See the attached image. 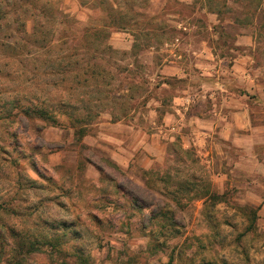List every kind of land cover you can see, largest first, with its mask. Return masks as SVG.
Wrapping results in <instances>:
<instances>
[{"label": "rangeland", "instance_id": "rangeland-1", "mask_svg": "<svg viewBox=\"0 0 264 264\" xmlns=\"http://www.w3.org/2000/svg\"><path fill=\"white\" fill-rule=\"evenodd\" d=\"M106 1L82 7L78 0H60L54 10L59 22L48 25L55 49L63 34L71 39L73 32L100 30L111 21L123 27H104L96 43L111 49L100 54L104 63L94 61L108 65L110 92L92 101L101 98L97 116L72 125L62 117L55 126L0 113V264H126L129 257L167 264L172 252V264H264V169L234 170L235 162L227 165L220 151L237 155L216 136L207 156L184 149L176 135L153 137L188 80L200 85L190 50L208 45L226 64L250 53L253 68L264 72V0ZM241 36L252 37L254 46H235ZM172 51L182 58L176 62ZM172 61L180 71L162 73ZM12 69L0 74V106L25 100L34 88L17 75L9 81ZM95 81L93 88L105 89ZM86 114L79 111L81 119ZM147 174L171 179L150 186ZM177 177L203 186L181 191ZM164 202L182 226L176 236L149 223L150 212Z\"/></svg>", "mask_w": 264, "mask_h": 264}, {"label": "trees", "instance_id": "trees-1", "mask_svg": "<svg viewBox=\"0 0 264 264\" xmlns=\"http://www.w3.org/2000/svg\"><path fill=\"white\" fill-rule=\"evenodd\" d=\"M59 1L0 0V56L5 59L3 62L0 61V74H3L6 67L14 68L12 71L10 70L12 74L6 76L7 78L10 77L9 81H13L11 76L17 75L19 78L22 77V81H25L23 82L26 84L25 86H34L30 95L23 96L25 100L13 98L12 101L0 106V113L8 118H38L56 126L60 125V119L65 117L71 125L86 124L85 120H91L92 116H97L96 110L102 104L101 98H98L100 102L92 101L98 95H102V98L109 97L110 92L107 90L109 85L105 81L108 65L103 67L94 61H104L100 58V54L109 55L111 49L108 46L101 48L102 46L96 45V43L101 41L98 40L99 36H104L103 33L106 31L103 29L104 27L105 29L123 27L111 21L107 27L103 26L100 30L86 29L82 34L73 32L71 39L63 34V36L55 39L61 43H58L59 46L57 45L58 47L55 49L52 45L55 30L48 28V25L51 24L53 27L59 22H56L54 14ZM96 1L78 0V3L82 7L87 5L89 7ZM104 2L109 3L106 0ZM28 23H33L31 32L27 29ZM107 37L108 33L105 34L104 38ZM80 50L84 52L83 55ZM55 51L58 54L54 55ZM42 58L46 59L40 62ZM30 62H34V66L27 76V66ZM38 63L49 68L41 69L43 66H37ZM20 67L23 69L21 70ZM94 80H97L95 81L97 85L101 82L105 89L93 88L92 81ZM94 89L95 91H93ZM80 110L87 113L82 119L79 116ZM81 129L77 132L80 137L85 135L84 130ZM154 177L155 174L148 175L147 183L150 186H154L153 183L155 182L165 184L170 181H166V179H171L170 175H165L162 178ZM177 179L180 181L179 190L181 191L192 192L203 186L200 180L193 177L190 179L177 177ZM164 187L168 190V186ZM212 197L218 199V197ZM174 211L172 204L164 202L157 208V211L150 212L152 214L149 217V223H157L159 231L168 227L176 236L180 233L182 226L175 219ZM255 215V211H253L250 217V227L255 221ZM173 260L172 252L167 264H172ZM126 264H138V262L134 257H129Z\"/></svg>", "mask_w": 264, "mask_h": 264}, {"label": "crops", "instance_id": "crops-1", "mask_svg": "<svg viewBox=\"0 0 264 264\" xmlns=\"http://www.w3.org/2000/svg\"><path fill=\"white\" fill-rule=\"evenodd\" d=\"M234 44L248 49L254 46L250 36L238 37ZM189 52L192 71L199 74L200 85L194 86L192 78L188 80L183 95L174 99L173 112L166 113L164 124L153 137L167 139L176 135L184 149H196L207 156L210 139L216 136L237 155L235 158L226 150L220 151L229 161L227 165L235 162L234 170L251 173L264 169V112L256 111V105L264 106V84L260 82L264 72L253 68L250 53L237 54L226 64V58L208 45ZM170 55L176 62L182 58L173 51ZM175 61L164 66L162 73H178L180 67L175 66Z\"/></svg>", "mask_w": 264, "mask_h": 264}]
</instances>
